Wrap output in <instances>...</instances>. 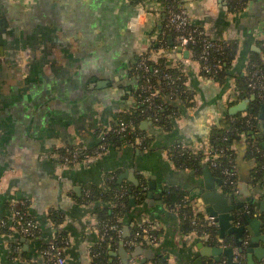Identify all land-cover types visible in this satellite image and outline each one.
<instances>
[{"label": "crops", "instance_id": "1", "mask_svg": "<svg viewBox=\"0 0 264 264\" xmlns=\"http://www.w3.org/2000/svg\"><path fill=\"white\" fill-rule=\"evenodd\" d=\"M181 1L192 23L204 27L211 38L239 41L229 87L228 80L221 85L203 75L201 63L190 52L188 57L178 49L152 52V58L165 56L185 67L195 104H179L173 131L159 128L149 118L142 120L141 129L154 140L150 149H142L136 139L111 146L97 160L64 167L58 159L60 149L76 144L93 149L122 114L137 107L139 80L134 67L162 30L165 8L158 0H0V264H48L42 252L54 243L58 229L49 219L51 210L65 216L59 228L67 233L68 264H94L92 247L99 243L101 224L93 205L82 198L88 186L105 189L109 175L130 190L143 185L146 192L138 205L131 197L132 209L120 220L122 234L105 242L109 263L122 262L120 256L111 255L119 252L121 242L129 262L135 264L148 259L151 249L156 258L146 264H229L225 252L220 261L215 260L213 249H240L234 233L227 230L221 236L217 222L215 244L193 232L182 233L178 213L164 202L163 192L170 187L187 191L194 209L208 216L200 191L205 188V163L201 172L178 168L167 147L175 143L196 151L207 147L212 126L223 116L234 115L230 109L244 101L236 102L240 91L235 77L247 74L250 55L264 46V0H243L239 12L230 10L228 0ZM246 100L250 109V99ZM260 112L264 113V102ZM260 120L255 136L264 150V119ZM146 121H152L158 132L144 129ZM235 148L238 183L246 181L249 195L244 196L239 187L235 194L225 192L212 169L209 183L236 203L247 200L245 210L251 220L240 253L249 264L250 231L258 232V252L264 248V169L257 171L256 163L246 158L244 139ZM18 206L26 207L36 220L35 237L14 227ZM257 217L261 223H255ZM145 222L157 226V243L147 234L141 239L131 236L132 227ZM233 225H244L240 213ZM115 236L120 239L112 245ZM253 259L254 264L264 262L255 254Z\"/></svg>", "mask_w": 264, "mask_h": 264}, {"label": "trees", "instance_id": "2", "mask_svg": "<svg viewBox=\"0 0 264 264\" xmlns=\"http://www.w3.org/2000/svg\"><path fill=\"white\" fill-rule=\"evenodd\" d=\"M135 3H140L141 0H133ZM163 4L165 8V17L162 22V30L159 32L157 38L151 42L149 51L145 53V56L152 57V52L164 49L166 51L174 50L181 47L180 36L181 32L176 30L174 25L169 23L170 13L179 12L183 7L181 0H158ZM230 10L233 12H239L244 8L243 0H230ZM216 42L220 45V48L211 53L208 63L201 61L202 74L212 78L216 82L224 85L229 76H231L232 63L236 59L239 51L240 43L236 39L229 41ZM188 48L191 50V56L193 59H199L201 52V42L196 44H189ZM157 59V58H156ZM155 58L148 60V66L150 73L154 67H157ZM141 60V56L134 67V74L137 75L139 85L142 82L141 76H139L136 67ZM159 62H162L159 66V74L152 77V81L159 88L158 96L154 100L156 106H150L143 102V99L147 95L146 92L138 88L136 92V104L137 107L129 112H126L120 116L118 123L128 122L132 124L129 132L125 135L108 132L106 134V142L109 147L113 145L126 143H134L137 137L142 138V142L139 146L142 149H150L153 145V137L150 136L147 131L142 130L140 125L142 120L151 119L161 129L166 131L174 130V118L178 115L179 104L184 103L187 106L195 104L194 96L195 92L187 85V72L185 67L181 64H174L169 61L165 56H159ZM221 61L219 69L214 65ZM210 66V70L204 68ZM260 70L264 74V46H262L261 52H253L247 63V74L236 76V85L239 89L237 101L250 99V109L246 113L239 112L234 115H225L219 119L211 128L208 135V146L199 149L197 151L191 150L180 143H175L167 147L170 160L181 169H191L196 172H201L204 163H208L213 170L214 174L222 180V187L225 192L229 194H235L238 189V183L231 185L229 183L230 178L225 174V169L231 168L233 164L238 163V153L235 145L242 141H246L247 148L245 156L256 163V170L264 169V150L258 142L261 151L258 152L250 143L252 140H257L255 132L258 130L261 124V106L264 99L258 97V94L248 86L249 74L251 70ZM140 74L143 72L139 71ZM170 74L174 78H177L176 85L177 96L170 98L171 84L170 80L165 79L164 75ZM254 95L255 98L251 99ZM157 118V120H155ZM117 123V124H118ZM254 133V134H253ZM245 137H244V135ZM258 141V140H257ZM215 153H219L218 156H214ZM215 163V165H214ZM258 173H256V176ZM91 192L90 196L86 195V191ZM134 196L137 200V205L144 202L146 192L143 185L134 186L132 190L126 187L124 183H121L117 176L109 175L106 179V188L101 189L99 187L88 186L85 191L82 200L87 204L93 205L94 212L98 215L100 224L106 222H113L123 226L122 220L127 213L132 209L131 197ZM164 202L168 207L175 210L178 213L179 227L182 233H190L197 230L198 233L207 231L210 233L209 241L212 244L218 242L219 230L217 226L208 225L203 220V215L197 214L199 223L195 225L193 223L195 218V209L192 205V200L187 191H184L177 187H170L163 192ZM22 212L27 211L26 207H16ZM50 221L58 227L57 237L54 240L58 245L64 246V242L67 239V233L62 231L59 226L65 221L64 214L59 210H51L49 213ZM140 233L136 239H141L143 233L141 227H132V237ZM119 237L115 236L112 245L119 242ZM107 243L96 244L92 247V254L94 256V264H105L109 262L110 255ZM163 262H159L162 264ZM242 264H246L245 259H242Z\"/></svg>", "mask_w": 264, "mask_h": 264}, {"label": "built area", "instance_id": "3", "mask_svg": "<svg viewBox=\"0 0 264 264\" xmlns=\"http://www.w3.org/2000/svg\"><path fill=\"white\" fill-rule=\"evenodd\" d=\"M229 1L230 0H228V2ZM140 8L143 10H147L145 8V5L143 4H140ZM169 13H170L169 23L174 25L176 30L182 33V35L180 36L182 50H189V52H191V50L188 48L189 44H196L199 41L201 42L202 49L199 55V59L196 60H198L200 63H201L200 60L204 61L205 63H208L211 53L218 50L220 48V45L216 42V40L210 37V35L207 33L204 27L192 23L190 15L185 8H182L179 12L169 11ZM176 50L177 48H175L172 51L175 52ZM145 53L146 52L140 55L141 60L136 67L139 76H141L142 78V82L140 83L139 87L140 90L142 89V91L147 93V95L143 99V102L149 104L150 106H156L154 104V100L158 96L159 88L157 87L156 84L153 83L152 77L154 75L159 74L160 69L158 64L160 65L162 62H159L158 60L159 57L157 56L156 57L157 59L155 58L157 62V67H154L152 73H150V68L148 66L147 61L150 60L152 57L145 56ZM220 64L221 61H218L214 65V67L219 69L221 66ZM204 68L210 70L211 67L208 66ZM139 71L140 72L142 71L143 74H140ZM248 74H249L248 86L252 88V90H254L255 93L258 94V97L264 99V74L258 69L252 71L250 70ZM164 77L165 79L170 80L169 82L171 84V90L169 97L172 98L177 96L178 95L177 88L173 86L176 85L177 78H174L170 74H165ZM155 120H157V118H155ZM131 127H132L131 123L120 122L111 128V132L125 135L129 132ZM105 139L106 137H104L102 141L93 149H88L82 144H76L74 146H69L60 149L58 151V159L64 167H73L81 163L97 160L102 156H104L110 149ZM137 140L140 141V143L142 142L141 137H137ZM250 143L258 152L261 151L257 140L254 139ZM218 154L219 153H215L214 156H218ZM225 174L230 178L229 183L231 185H236L238 183V172L235 164H233L231 168L225 169ZM236 192L237 190L235 191V193ZM90 194L91 192L87 190L86 195L90 196ZM200 213L201 212L195 209V218L193 221L195 225L199 223L197 214ZM14 217H15L14 227L18 229L20 232H22L24 235L28 237H35L38 234L39 228L36 220L32 218L30 215H28L26 212H22L16 208L14 210ZM203 220L208 225L216 226V221L214 220L213 217L204 216ZM140 227H141V232L143 234H147L151 238L152 242L157 243L160 240V237L157 234L158 228L156 225L152 224L151 222H147V223L145 222ZM122 231L123 230L119 224L113 222L103 223L102 225H100L99 228V244L107 242L108 238L111 239L114 234L120 236L122 234ZM193 233L199 235L200 237L208 241L211 238L210 233L207 231L198 233L197 230H194ZM139 234L140 233L138 232L136 238L139 236ZM64 243H65L64 246H61L54 242L43 249L42 253L44 258H46L48 264H68L67 257L64 253V247L68 243V240L66 239ZM129 243H132V241H129ZM243 258L244 257L242 256L240 251L237 250L235 252V261L238 264H242ZM106 264H125V263L108 262ZM127 264H135V263L129 262ZM262 264H264V262Z\"/></svg>", "mask_w": 264, "mask_h": 264}, {"label": "water", "instance_id": "4", "mask_svg": "<svg viewBox=\"0 0 264 264\" xmlns=\"http://www.w3.org/2000/svg\"><path fill=\"white\" fill-rule=\"evenodd\" d=\"M185 56L188 57L189 50H182V48H178V52H182ZM232 73V72H231ZM230 83V77L228 78L227 82V87H229ZM253 98L255 96L253 95ZM249 100H244L240 104L234 106L233 108L230 109V112L232 114H235L238 111H247L249 110ZM261 119H264V113L261 114L260 116ZM144 129H149L152 132H158V130H155V125L152 121H146L144 123ZM204 177H205V188H199L201 189V196L203 198V202L206 205V213L209 217H213L214 220L218 223L220 227V232L221 236L225 235V232L228 230L230 233H234L236 237V242L238 246L240 247L239 251L241 253L244 252L243 249V238H244V233L246 231V224L251 220L249 216V212L245 210L246 202L247 200L240 198L239 202L236 203L234 199H229L227 196L224 194L220 193L216 189L215 184H210L209 179L213 180V175H212V170L211 167L208 163H205L204 165ZM136 181V179H135ZM137 182V181H136ZM214 182V181H213ZM219 183L222 184V180H219ZM138 184V182H137ZM155 182L153 178L151 179L150 186L151 189H155L154 186ZM238 187L241 189L240 192L244 194V196L249 195V190H248V184L245 182H242L241 184L238 183ZM154 194L153 192L149 193V196L152 197ZM134 201V200H133ZM264 201V200H263ZM261 202V205L264 204V202ZM250 203H254L255 200L250 199ZM134 203V202H133ZM243 210V211H242ZM241 214V216L244 219V225L241 226H235L233 225V222L236 221L237 214ZM255 223H261L260 218L255 219ZM125 231H128V228L126 227L124 229ZM253 238L251 240V243L249 244V247L246 249V252L248 253V258H249V264H254V259L253 255H258L259 260L261 261L264 259V248L261 250V252H258V232L250 231ZM124 237H126L124 233ZM222 252H225L228 257H229V264H234L236 263L234 261V256H235V250L234 248H222V247H217L213 249V255L215 260L220 261V254ZM148 253H151V256L148 255V259H143L142 261L139 262V264H146L147 261L154 260L156 258V255L154 254V250H148ZM112 256H120V259L122 260L123 263L127 264L130 260V256L126 250V246L124 242H121L120 250L119 252H112ZM234 261V262H233Z\"/></svg>", "mask_w": 264, "mask_h": 264}]
</instances>
